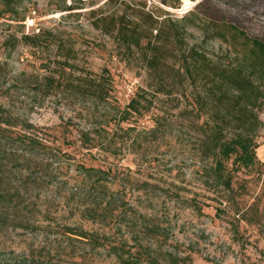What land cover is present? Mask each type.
<instances>
[{"label": "rangeland", "instance_id": "obj_1", "mask_svg": "<svg viewBox=\"0 0 264 264\" xmlns=\"http://www.w3.org/2000/svg\"><path fill=\"white\" fill-rule=\"evenodd\" d=\"M39 34L41 44L26 38ZM254 39L264 43V0H0V104L77 156L80 130L118 128L111 148L85 149L81 158L118 165L113 186L132 191L139 210L157 216L169 264H264V74L254 77L262 93L255 109L258 161L235 174L231 198L207 183L197 150L200 126L211 121L208 111H197L211 108L214 97L209 63L251 68L259 56ZM151 46L160 65L149 71ZM191 49L208 61L192 67V75L184 67ZM133 98L140 110L130 115L134 121L121 122ZM63 167L77 172L72 160ZM137 180L152 184L151 200L133 190ZM60 220L80 222L63 211ZM21 231L5 239L15 255H30L46 240L44 233ZM93 259L120 264L101 248Z\"/></svg>", "mask_w": 264, "mask_h": 264}, {"label": "trees", "instance_id": "obj_2", "mask_svg": "<svg viewBox=\"0 0 264 264\" xmlns=\"http://www.w3.org/2000/svg\"><path fill=\"white\" fill-rule=\"evenodd\" d=\"M26 38L38 44L45 40L40 34ZM253 42L259 56L249 69L232 63H209L210 84L215 87L209 88V94L214 97L207 101L211 108L200 106L197 110L199 114L208 111L211 119L200 126L197 137L203 173L210 187L227 199L233 196L235 174L258 161L259 121L255 109L262 93L254 77L259 74L262 78L264 74V43L257 39ZM151 49L154 55L146 62L149 71L160 65L157 46ZM184 56V67L191 75L192 67L208 64L205 54L196 49ZM260 64L262 68L258 70ZM141 98L147 99L144 94ZM129 105L121 122L134 121L130 115L140 110L138 98ZM162 120L167 118L158 119L153 132L159 130ZM119 129L137 130L135 126L122 125ZM118 132V128L109 130L104 125L95 128L96 135L80 130L82 155L77 156L65 152L35 130L32 123L0 104V264H94L93 252L99 248L115 256L120 264H169L161 250L158 236L162 235V227L157 216L141 212L131 201L132 191L113 186L120 179L118 165L102 164V160L101 164L88 165L81 158L85 149L92 153L94 148H111ZM138 136L140 133H136L134 142ZM70 160L76 166L75 174L64 170L63 164ZM134 182L137 188L133 190H145L148 200L154 197L152 184ZM193 205L202 212L200 204ZM62 211L70 217L78 215L80 222L62 223ZM85 221L98 227L88 228ZM18 229L22 230L19 235L44 233L46 240L40 246L33 245L30 255H15L14 250L7 251L4 246L5 239ZM52 235L59 238L53 240ZM163 235L167 238L168 233Z\"/></svg>", "mask_w": 264, "mask_h": 264}]
</instances>
